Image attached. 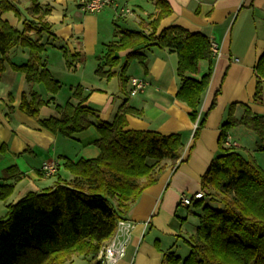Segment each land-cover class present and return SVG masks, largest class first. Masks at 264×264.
<instances>
[{
    "label": "crops",
    "instance_id": "crops-1",
    "mask_svg": "<svg viewBox=\"0 0 264 264\" xmlns=\"http://www.w3.org/2000/svg\"><path fill=\"white\" fill-rule=\"evenodd\" d=\"M37 1L52 11L46 18L52 29L42 35L45 46L42 61L61 84V90L56 95L50 94L43 84L29 83L26 74L14 70L13 65L28 62V49L13 50L10 62H5L4 71H0V150H3L0 187H13L9 199L0 200V220L7 217L10 205L18 204L29 194L54 188L59 181L70 182L73 176L65 169L66 162L94 160L101 154L95 145L101 139L95 126L65 137L44 128L40 120H60L59 108L68 104L95 110L99 115L98 120L91 119L95 125L112 123L123 109H128L133 113L127 115V130L164 136L179 134L183 150L177 164L144 192L128 214V220L136 227L127 257L120 264H164L165 254L174 252L180 256L178 249L182 242L186 243L197 228L192 225L188 230V214L199 204L195 201L194 205L185 206L182 201L204 193L202 178L221 151L222 126L232 118L240 121L247 110L264 117V83L258 96L256 72L264 55V0H167L173 14L161 22L158 32L179 27L188 33L204 35L221 49L218 57L212 53V63L203 61L197 74L186 75L201 80L212 69L210 86L198 109L197 124L190 118L188 105L177 98L184 79L179 75L176 52L159 48L142 50L145 64L133 60L125 70L128 57L134 52L131 49L119 53L116 68L106 67L101 61L107 46L118 40V32H150V23L158 12L153 0H139L152 6L150 10L146 6L141 9L148 11L144 10L146 19L136 16L140 31L130 30V26L121 28L112 8L98 15H85L79 0ZM31 4V0H20L22 19L7 12L2 20L22 30L24 20L34 19ZM100 68L106 75H98ZM134 78L148 83L146 91L136 97L130 95ZM78 88L83 89L82 99L75 96ZM34 93L49 102L41 108L38 118L22 110L24 96L30 98ZM204 119L205 126L195 139L196 126ZM259 142L252 130L238 125L229 131L226 147L239 149L262 166L258 160V154L263 153L258 151ZM47 163L60 166L55 176L43 175L42 168ZM79 261L94 264L99 259L90 263L74 256L67 264Z\"/></svg>",
    "mask_w": 264,
    "mask_h": 264
},
{
    "label": "trees",
    "instance_id": "trees-1",
    "mask_svg": "<svg viewBox=\"0 0 264 264\" xmlns=\"http://www.w3.org/2000/svg\"><path fill=\"white\" fill-rule=\"evenodd\" d=\"M153 1L158 12L150 23V32H118V40L107 46L101 61L106 67L116 68L119 53L131 49L134 52L129 55L125 70L133 60L145 64L142 50L159 48L176 52L179 75L184 79L177 98L188 105L190 118L197 124L198 109L210 86L212 69L201 80L186 75L197 74L203 61L213 62L211 41L179 27L158 32L173 9L167 0ZM31 2L34 19L24 20L23 29L19 30L3 21L2 15L14 12L22 19L20 0H0V71H4L5 62H10L13 50L28 49V62L13 65L14 70L26 74L29 83L43 84L50 94L56 95L61 84L42 61L45 51L42 35L52 29L46 21L52 11L37 0ZM256 72L259 96L264 83V55ZM97 73L106 75L103 68ZM82 91L78 88L75 96L82 99ZM48 103L34 93L30 98L24 96L22 110L38 118L41 108ZM59 111L60 120H40L41 125L65 137L95 126L101 135L95 144L101 154L94 160L66 162L65 169L73 176L70 182L59 181L54 188L31 193L8 207L7 217L0 220V264H67L74 256L90 263L95 261L115 234L119 221L128 219L144 192L155 186L182 156L179 134L164 136L127 130V115L133 113L128 109H123L112 123L97 125L91 119L98 120L99 115L91 108L68 104ZM238 125L258 136V151L264 153V117L247 110L240 121L232 118L222 126L221 151L202 178L205 198L197 205L202 207L200 222L195 234L186 241L190 253L185 259L174 252L165 254L164 264H264V170L254 158L237 148L226 147L229 131ZM204 126L205 119L196 128L195 139ZM2 153L1 149L0 156ZM12 193L13 187H0V200L7 201Z\"/></svg>",
    "mask_w": 264,
    "mask_h": 264
},
{
    "label": "built area",
    "instance_id": "built-area-1",
    "mask_svg": "<svg viewBox=\"0 0 264 264\" xmlns=\"http://www.w3.org/2000/svg\"><path fill=\"white\" fill-rule=\"evenodd\" d=\"M80 9L85 15H98L106 9L112 8L115 12V21L127 19L134 16V11L130 7L131 0H79ZM212 53L218 57L221 55V49L215 42L211 43ZM148 83L141 79L134 78L131 81L130 95L136 97L146 91ZM197 128V126H196ZM60 166L57 163H47L42 168L45 177H53L59 171ZM205 198L203 192L194 196V199L185 198L182 203L185 206L194 205L195 201ZM136 225L130 220H121L113 237L103 246L98 259L102 264H120L128 254L132 233Z\"/></svg>",
    "mask_w": 264,
    "mask_h": 264
},
{
    "label": "rangeland",
    "instance_id": "rangeland-1",
    "mask_svg": "<svg viewBox=\"0 0 264 264\" xmlns=\"http://www.w3.org/2000/svg\"><path fill=\"white\" fill-rule=\"evenodd\" d=\"M144 6H146L147 10H150L149 8H152L151 3H148V2H146L145 5H143L142 3H139V0H135L134 2H131L130 7L135 12L134 16L128 17V19L131 18V19H129L128 22L124 21L125 19L117 21L118 25L121 28H126V29L130 28V30L140 31L142 29V27L140 25H136L135 19H136V16L141 17L143 19L147 18V14L144 13V10L145 11H147V10L146 9H144L143 11L141 10L142 8H144ZM20 9L22 11V6L20 7ZM23 14H24V12H23ZM127 26H130V27L128 28ZM245 155L247 157L249 156L248 154H245ZM258 160H259L260 164H262V166H260V167L264 170V153L258 154ZM205 204H209L213 207L217 206L216 203L208 202V201H205ZM201 213H202V207H200V206H198V207L193 206L192 209H190V212L188 214L190 217V222H189L190 224L188 226V230L192 229V225H194V226L199 225V222H200L199 217L198 216L196 217L194 214L200 215ZM189 253H190L189 246L187 245V243L182 242L180 249H178V254L180 256H182V259H185L189 255ZM77 264H87V263H85L83 261H79V262H77Z\"/></svg>",
    "mask_w": 264,
    "mask_h": 264
}]
</instances>
